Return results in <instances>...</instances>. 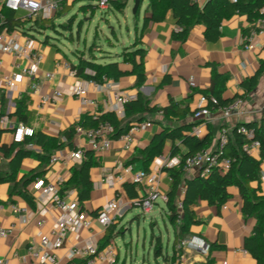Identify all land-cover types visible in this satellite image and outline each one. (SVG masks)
Here are the masks:
<instances>
[{
  "label": "crops",
  "instance_id": "0c3cea01",
  "mask_svg": "<svg viewBox=\"0 0 264 264\" xmlns=\"http://www.w3.org/2000/svg\"><path fill=\"white\" fill-rule=\"evenodd\" d=\"M68 1L71 2L73 0ZM77 1L78 6L89 2H98L92 0ZM206 1L201 0V6ZM134 5L135 0H129L124 13L126 14L127 8L130 6L134 8ZM143 7H145L144 12L140 11L138 19H136L134 14V29L128 28L130 44L127 45V40L122 41L120 39L119 43L116 42V47L104 49L108 52L105 53L107 56L104 59H100L102 63L119 61L123 69L131 70L132 64L124 62L123 52L120 53L118 51V45L123 48L134 45L136 39L140 37L137 47L145 49L144 61L146 70V81L140 87H136V74L126 75L120 80L110 79L98 85L90 83V80L79 75H72L70 72L73 69L72 65L78 62V57L74 53L77 49L73 51L74 56L71 57L63 48L49 39L48 41L45 39L44 42L36 39L38 41L37 49L41 53L42 58L36 73L30 76L25 73L31 66L29 58L16 52L3 51V42L0 41V97L2 111L8 113L10 120L14 124L23 122L15 113L16 102L23 99L26 105V124L34 127L36 132L41 131L48 136L59 137L64 142L61 148H55L52 151L51 157L53 155L61 157L57 162H51V157L49 162L45 164L36 156L23 158L17 174L18 180L31 173L36 175V179L44 178L47 181L62 178L64 180L62 194L68 195L70 199L79 200L77 188L70 186L69 181L83 161H74L72 153L79 146L85 145L86 151L92 149L87 147L85 139L79 133L75 134L73 144H69L62 133L72 127H77L85 114L97 116L114 112L112 107L115 99L111 85L112 80L118 83V87L121 90L134 95L136 98L139 93L142 94L150 100L151 105L164 107L173 100L189 106L193 113L187 115L184 122H192L193 126L199 125L201 127L202 135L198 137H203L208 133L212 134V142L208 147L209 149L216 148L221 128L229 129L230 142L235 144V131L238 126L246 123L264 124L262 115V109L264 108V70L253 90L246 93L242 86L244 80L258 72L261 67V60H264V22L260 25L259 32L253 41V49H247L245 37L258 19L252 23L246 15L237 13L223 20L221 25L222 35L217 41L206 40L204 36L205 26L196 24L192 28L188 39L183 42L173 36L174 31L178 30V24L171 9L164 7L162 9L164 13L163 20L150 21L145 26V17L151 13L149 0H143L141 10ZM106 9L109 10V8ZM14 13L16 17L23 19V12L14 11ZM57 13L56 16H58ZM127 18L128 15L126 14ZM3 20L0 16V23H3ZM33 24V22L29 23L26 27ZM244 29H247L246 35L244 34ZM33 31L41 30L24 32L23 26L21 29L9 30L8 39L14 38L17 42V47H23L26 38L34 36ZM213 65H216L220 72L229 75L226 91L223 95L224 98L233 100L244 94L245 98H242L243 102L240 109L228 118H224L220 110H216L211 111L209 116L196 119L193 114L200 105V98L203 95L202 91L209 88L212 83ZM14 73H23V79L16 87L9 90L7 89L6 78ZM191 78L194 79L195 86L190 84ZM34 83H37L38 91H34ZM78 83L85 84L88 89L86 94L88 101L86 103L82 102L80 97L71 93V90ZM56 89L63 90L62 99L43 104L41 102L42 95L52 94ZM119 119L123 123L127 121L126 110L125 116L119 117ZM132 119L137 120L135 117ZM146 120H150L152 126L137 133L135 142L130 149L125 148L122 140L116 139L109 150L99 155L94 152L98 160V164L91 169L94 187L90 198L81 204L89 213L92 228L90 230H81L79 238L76 237L74 232L67 234L64 246L57 250L60 258L59 264H87V261L83 258L69 260L67 253L74 245L81 244L86 239L92 238L99 243L102 241L108 228L105 229L98 225L94 217L108 200L114 198L119 200L122 210L114 219L112 225H110L114 227L111 231L114 236L110 243H113L117 252L116 262L113 264H119L121 256L118 247L113 242L114 237L125 225V222H128L129 215L135 214L137 207H139L133 205L136 199L130 197L127 185L134 186L139 196L145 195V185L135 183L133 174L144 170L147 149L156 136L164 128H170L180 123L177 120H167L162 111L146 114V119L143 121ZM193 126L190 129L191 134H193ZM1 130L0 146L12 147L14 144L13 129ZM176 143L181 152H187L188 149L182 141L177 140ZM173 144L174 142L171 139L165 141L161 154L154 157V160L149 163L147 171L148 173H154L158 168L156 173L159 179V188L161 193L166 195L170 191L172 178L167 171L163 170L164 167H167L163 163L175 159L181 161L182 156L172 155ZM1 147L0 170L8 171L9 163L13 156L7 157ZM26 148L36 153L43 152L42 146L35 142L28 143ZM253 156L259 158L260 151ZM128 168L131 170L128 171ZM109 175L114 177V186L105 181ZM119 175L123 176V181H118L117 177ZM197 175H199L198 169L184 172L185 178H192ZM36 179L27 188L28 193L33 197L34 205H31L17 190L12 191L16 186L15 181L0 182V227L15 226L11 234L4 237L0 236V257H8L10 264L23 263L22 258L29 257V248L40 245L41 233H48L55 219L60 215L59 209L52 204L45 205L46 222L43 225H39V200L43 196L44 191L36 188ZM260 182L264 193V161L261 165ZM184 188L185 183L183 182L179 198H183ZM229 193L230 198L221 207L211 205L204 200H199L193 206L200 223L192 226L190 237H197L205 241L210 246V251L207 255H204L192 248L185 249L181 264H223L224 261L239 264H258L257 259L245 248V239L253 234L257 220L254 217L246 218L243 215V198L238 187H229ZM160 200L158 199L154 209L157 206L161 213L167 216L166 201L161 205ZM154 209L152 212L155 217ZM151 247H153L152 244ZM175 250L173 241L172 252L167 251L165 253L171 256L170 260H173V262L166 261L167 264L174 263L177 257V252L176 254L174 253ZM173 257L174 259H172ZM96 264L111 263L97 260Z\"/></svg>",
  "mask_w": 264,
  "mask_h": 264
},
{
  "label": "trees",
  "instance_id": "16d2710c",
  "mask_svg": "<svg viewBox=\"0 0 264 264\" xmlns=\"http://www.w3.org/2000/svg\"><path fill=\"white\" fill-rule=\"evenodd\" d=\"M99 1V0H92ZM129 0H111L108 4V8L113 12L124 13ZM77 0L69 2L63 0L60 3V9L57 13L58 16H63L69 13L77 4ZM143 0H140V4L135 13L136 19H138L141 11ZM166 7L171 9L174 13L178 24V30L174 31L173 36L185 42L196 24H203L205 26L204 36L208 41H217L222 35L221 25L224 19L234 14H244L248 20L254 23L259 18H264V0H207L203 6L192 0H149L150 15L145 17V26L150 21H161L164 18L162 9ZM98 2H89L79 6V11L91 14H96L99 9ZM3 23L0 25V30L4 27H8L9 30L21 29L23 26L24 32L32 30H44L46 26L44 18H40L33 22L29 20H23L16 17L15 13L11 9L4 8ZM0 12V13H1ZM75 22V17L72 15L67 23L61 24L64 29L72 31ZM38 26V27H37ZM53 29L56 26L52 25ZM39 28V29H38ZM244 34H247V29H244ZM49 37H46L48 41ZM140 42V37L136 39L134 45L124 47L123 57L124 62L132 64L131 70L123 69L120 66L119 61H109L102 63L97 56L96 48L91 46L89 49V56L86 57L77 51L74 53L78 57V62L72 65V68L76 70V74L86 78L88 80H94L98 84H103L106 80H120L122 77L129 74H136L137 81L136 87H140L146 81L145 70V49L137 47ZM134 48V49H132ZM102 53H108L104 49H101ZM88 70L91 71L88 72ZM264 70V60H261V67L258 72L250 78L243 81V88L246 93L253 90L258 82V78ZM229 79V75L219 71L216 65H213V77L212 83L209 88L203 90L202 93L208 99L207 107L211 111L219 110L220 108L229 105L233 100H226L224 93L226 91V83ZM245 98V94L240 96ZM26 105L23 99L16 102V115L18 118L26 123ZM127 121L123 123L122 120L114 112H108L100 115L85 114L82 116L78 125L85 128H92L98 126L105 121H111L115 127L114 137L117 138L121 134L126 133L131 126L139 121L146 119V114H153L157 111H162L167 120H177L178 124L170 128H164V130L156 136L152 144L147 149V157L144 160V171H148V165L154 157L161 154L165 141L167 139L173 140L172 155H182L181 161L185 158L201 149L208 148L212 142V134L208 133L203 137H198L190 133V129L193 126L191 122H184L187 115L193 112L189 109V106L182 105L179 102L171 101L167 106L161 107L159 105H151L150 100L144 97L142 94H138L137 98L128 102L125 106ZM135 117L137 120L132 119ZM248 127H252L256 131V139L260 140V157L257 158L253 155L246 154L242 150L243 144L246 142L245 137L235 131V144L230 141L224 149V153L236 158V162L232 165L231 169L227 172H222L219 168H214L208 175H197L192 178H185L184 171L181 167L170 168L164 167L163 170L167 171L172 178V184L168 193L167 199V216L174 226L175 239L174 246H176L186 238H189L192 234V226L200 223L197 219L193 206L199 201H207L211 205H217L221 207L230 198L229 187H238L240 194L243 198V215L247 217H254L257 223L254 227L253 234L245 239V248L257 259L258 264H264V193L260 182L261 165L264 161V124L246 123ZM77 133V127H72L65 130L62 134L66 137L69 144H73V139ZM2 130L0 129V143H1ZM180 140L187 147V152L183 153L177 146L176 141ZM35 142L43 148L42 153H36L35 151L26 148L28 143ZM64 145L61 138L48 136L43 132H36L32 137H28L24 142H14L12 147L3 145L1 148L7 157H11L9 163V170H0V182L15 181L16 186L12 191H18L26 200L34 205L33 197L28 193V185L36 179V175L31 173L30 175L23 176L21 180H18V170L20 168L22 159L28 156H36L41 160L43 164L48 163L53 149L61 148ZM85 158L76 170L74 175L69 181L70 186L77 188L79 192V201L84 203L87 201L93 190V181L91 178V169L98 164V160L94 151L87 150ZM185 183L184 196L181 198L183 203V213L178 211L177 200L179 199L180 190ZM127 185L128 192L131 198L136 199V203L139 204L142 200V196H139L134 186ZM62 191V189H61ZM62 193V192H61ZM113 226H109L105 237L99 243L100 248L106 247L113 238L112 230ZM161 238L158 239V246L155 248L156 257L163 256L167 262H173L171 256L165 254L162 251ZM177 250H175L176 254ZM174 259V257L172 258ZM210 262V260H209Z\"/></svg>",
  "mask_w": 264,
  "mask_h": 264
},
{
  "label": "built area",
  "instance_id": "2783aa9c",
  "mask_svg": "<svg viewBox=\"0 0 264 264\" xmlns=\"http://www.w3.org/2000/svg\"><path fill=\"white\" fill-rule=\"evenodd\" d=\"M63 0H0V12L4 7H7L15 12H23V19L32 22L37 21L40 18L50 19L60 9V3ZM111 0H99V7L102 9L108 8V4ZM201 5V0H192ZM237 1V0H233ZM1 19H4V14L0 13ZM264 22V18H259L246 35L245 40L247 41V49L254 48V39L259 32L260 25ZM2 23H0L1 25ZM10 34L8 27H4L0 32V41L3 42V51L5 52H16L19 55H24L31 61V66L25 71L28 75L32 76L36 73L38 65L41 61L42 55L37 49V40L34 36H29L25 40L23 47H17V42L14 38L8 39ZM69 66V65H68ZM72 75H77L76 70L71 69ZM88 72L91 73L90 70ZM23 73H14L6 78L7 89L11 90L17 86L23 79ZM108 80H106L107 82ZM90 83L98 85L94 80H90ZM190 84L195 86L194 79H190ZM111 85L113 87L115 103L112 107L114 112L119 117L125 116V106L128 102L134 100L136 97L121 90L118 87V83L112 80ZM34 91H38L37 83L33 84ZM87 87L83 83H78L72 90L71 93L80 97L82 102L86 103ZM63 90L56 89L52 94H44L41 97V102L49 103L61 100L63 97ZM242 98H236L232 103L220 108L224 118H228L235 111L240 109L242 105ZM208 99L205 95L200 98V105L197 110L194 111L193 116L196 119H202L209 116L211 110L206 106ZM262 115L264 117V108L262 109ZM152 122L150 120L139 121L134 123L131 128L124 134L115 138V127L111 121H105L100 123L96 127L85 128L80 125L77 126V133H79L86 141L87 147L92 149L96 154L103 153L109 150L114 140L120 139L124 142L126 149H130L134 142L137 133L141 132L147 127H151ZM13 129V141L17 143L24 142L28 137H32L35 134L34 127L19 122L14 124L7 112H3L1 108V97H0V129ZM237 132L242 134L246 142L242 146V150L249 155H254L260 151L261 142L256 139V131L252 127L246 125H240L237 127ZM192 133L201 136L202 129L199 125H195L192 128ZM230 141V131L228 128H221L218 142L215 149L204 148L201 149L185 158L184 161L177 159L167 161L165 164L167 167H181L184 172H191L193 169H198L199 174L202 176L208 175L214 168H219L222 172H227L231 169L232 165L236 162V158L224 153V149ZM86 147L79 146L72 153V158L76 162H82L85 158ZM61 157L53 155L51 162H57ZM162 164V163H160ZM163 166V165H162ZM131 170L130 168L127 169ZM158 171V168L156 169ZM156 171L154 173H148L144 170L137 171L133 174V181L138 184L145 185V195L142 196V200L139 204L136 201L133 205L141 207L144 213H151L156 205L158 199L167 202L168 195L161 193L159 188V179ZM118 181H123V176L117 177ZM114 177L109 175L105 181H108L114 186ZM64 180L58 178L56 180H45L44 178H38L35 181L37 189H43V196L39 200L40 208L38 213L40 215L39 225H43L46 222V208L45 205L52 204L55 208L59 209L60 215L55 219L53 226L48 233H41L40 245L38 247H30L28 251V258L23 257V263L20 264H59L60 258L56 253L57 250L64 246L67 234L74 232L76 237L79 238L80 231L83 229L90 230L92 228V221L87 210L81 205L78 199H70L68 195L61 193ZM178 211L183 213V203L181 198L177 200ZM122 207L118 199L108 200L101 209L97 212L95 221L98 225L108 228L114 222V219L121 212ZM34 214V213H33ZM32 216V214H31ZM15 229V226L0 227V236L4 237L11 234ZM192 248L196 252L207 255L210 251V246L200 238L190 237L183 239L177 246V257L173 264H181L182 258L184 257V250ZM69 260L76 258H83L87 261V264H96L97 260H101L108 263H115L117 252L116 247L113 243H109L103 249L100 248L99 242L89 238L83 243L74 245L67 253ZM0 264H10L8 257H0ZM223 264H239L230 263L224 261Z\"/></svg>",
  "mask_w": 264,
  "mask_h": 264
},
{
  "label": "rangeland",
  "instance_id": "374dc122",
  "mask_svg": "<svg viewBox=\"0 0 264 264\" xmlns=\"http://www.w3.org/2000/svg\"><path fill=\"white\" fill-rule=\"evenodd\" d=\"M145 4V3H144ZM145 7L141 10L144 12ZM126 14L128 18L126 19ZM125 13L113 12L99 8L96 14L79 11L76 4L74 8L63 16L54 15L52 19L45 20L46 29L33 31L38 41L44 42L49 37L51 42L63 48L69 56L73 57V51L89 56L91 46L96 48L99 59H104L107 54L101 49H111L119 43L127 40L129 45L128 28L134 29L135 19L133 8H127ZM74 15L75 22L72 31L64 29L61 24L67 23ZM128 20V22H126ZM56 26L53 29L52 25ZM80 49V50H78ZM123 47L118 45V51L123 52ZM164 204L163 200L159 201ZM153 212L144 213L141 207H137L135 214H130L128 222L120 229L114 237V244L120 251L119 264H167L163 256L156 257L155 248L158 239L162 241V251L172 252L174 241V226L168 216L163 215L156 206ZM152 239V240H151ZM151 244L153 247H151ZM58 254V252L56 251Z\"/></svg>",
  "mask_w": 264,
  "mask_h": 264
},
{
  "label": "water",
  "instance_id": "95a60500",
  "mask_svg": "<svg viewBox=\"0 0 264 264\" xmlns=\"http://www.w3.org/2000/svg\"><path fill=\"white\" fill-rule=\"evenodd\" d=\"M139 4H140V0H135V5H134V8H133V13L134 14L136 13Z\"/></svg>",
  "mask_w": 264,
  "mask_h": 264
}]
</instances>
